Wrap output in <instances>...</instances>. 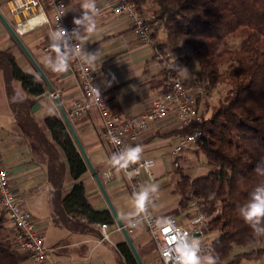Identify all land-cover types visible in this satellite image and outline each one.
Segmentation results:
<instances>
[{"label": "crops", "instance_id": "1", "mask_svg": "<svg viewBox=\"0 0 264 264\" xmlns=\"http://www.w3.org/2000/svg\"><path fill=\"white\" fill-rule=\"evenodd\" d=\"M14 1L21 0H0V14L13 28L15 22L22 20L25 15L21 12H11ZM101 1L96 0V3ZM64 2L67 20H73L82 15L83 10L80 7L83 0H64ZM144 11L152 10L145 7ZM95 20L96 31L87 34L81 30L82 39L79 40L83 50L88 53H98L94 67L103 97L113 112L127 118L138 117L148 111L154 104V100L167 90V78L155 57L154 46L155 42L164 41L165 33L161 28H157L153 33V42L141 43L132 33L131 23L126 15L105 11L99 12ZM42 25L18 36L31 54L36 66L48 79L52 91L49 90L32 60L21 50L0 21V49L10 48L16 63L26 72L36 75L45 85L43 94L30 96L24 92L21 84L15 83L17 80H10L17 99L28 100L29 116L36 124L34 128L33 126L29 128L17 115V108L15 111L11 108L5 91L3 73L0 70V153L10 177V185L23 202V206L34 215L36 228L41 229L46 246L50 249L49 260L41 264H48L53 260L62 264H80L86 260L88 264H125L123 256L116 248L120 241L126 242L125 237L116 224L106 198L103 197L87 165L85 173L81 176L86 198L94 208L106 209L112 215L113 221L106 223L109 239L99 242L101 223H85L87 228L84 230H72L64 226L52 210L50 192L53 188L48 182L46 171L47 154L39 138L42 135L44 141L56 146L43 119L47 115H56L61 118L59 108L55 104L57 99L70 119L73 131L121 223L126 225L136 212L135 202L127 189L123 173L117 162L113 160L112 148L101 137V120L95 109L88 110L74 120L70 118L73 103L82 98V92L77 78L70 70L54 72L47 66V60L50 57L54 58L56 52L55 49L43 51V46L51 42L52 35L49 27ZM175 56L179 57L178 54ZM53 93L57 96L53 97ZM23 105L25 107V104ZM181 129L176 114L168 112L166 118L150 122L138 139L132 142L131 147L137 145L142 147L143 152L139 161L143 158L153 160L150 166L153 178L150 180L142 171L140 177L142 192H147L156 216L162 218L171 215L181 224L187 225L189 217L197 208L194 206L195 200L186 199L180 193L178 180L181 174H187L193 178L188 171L192 156L196 155L193 151L196 146L183 147L180 153L173 154V147L178 144L179 137L183 135L180 132ZM56 148L60 153L59 159L64 163L61 188V193L64 195L72 187L73 179L68 172L63 152L58 146ZM153 185H158V189L154 191ZM80 221L85 222L83 219ZM4 226L12 228V234L15 236V230L7 219ZM127 234L143 264H162L154 241L143 228H135L133 233ZM14 243H18L17 240ZM22 264L35 263L27 258Z\"/></svg>", "mask_w": 264, "mask_h": 264}, {"label": "trees", "instance_id": "2", "mask_svg": "<svg viewBox=\"0 0 264 264\" xmlns=\"http://www.w3.org/2000/svg\"><path fill=\"white\" fill-rule=\"evenodd\" d=\"M130 1L142 11L151 8L152 20L165 33L164 41L156 42L157 48L178 44L189 48L174 59L175 73L196 59V80L204 90L221 83L228 85L209 117L182 126L181 134L201 129L196 152L205 155L211 170L193 178L181 174L179 191L184 198L195 200L208 216L205 229L216 233L211 247L217 259L229 260L226 264L264 259V236L257 237L239 215V207L248 202L252 190L264 184V176L254 171L256 162L264 159V0ZM232 37H242L240 47L229 48L228 39ZM0 70L11 108H17L25 125L34 128L28 100L17 99L10 80H19L30 96L43 94V81L20 67L10 48L0 49ZM43 120L52 141L63 152L73 179L70 190L62 195L64 163L56 146L41 135L39 142L48 160V182L53 188L50 200L54 214L64 226L76 231L87 228L85 223H111L110 212L94 208L86 198L81 181L86 164L64 121L56 115H47ZM5 220L0 210V264H22L29 258L28 252L21 250L19 242L14 243L13 234H4ZM246 246L252 248L229 259L235 248ZM116 248L125 264H137L125 241Z\"/></svg>", "mask_w": 264, "mask_h": 264}, {"label": "built area", "instance_id": "3", "mask_svg": "<svg viewBox=\"0 0 264 264\" xmlns=\"http://www.w3.org/2000/svg\"><path fill=\"white\" fill-rule=\"evenodd\" d=\"M99 12L111 11L114 14H124L131 23L132 33L141 43L153 42L152 32L158 28V23L153 21V13L142 11L130 0H102L96 3ZM66 5L64 0H21L14 1L11 12L24 13V18L15 22L14 31L17 34L29 29L47 25L51 35L58 27L66 29L70 34L76 27L73 20L66 19ZM156 42L154 43V46ZM63 47V44L61 45ZM71 50L69 70L77 78L82 98L73 103L70 118L76 119L90 109H95L101 120V137L110 144L114 156H120L136 141L150 122L162 120L168 112L176 114L180 126L200 122L203 118L205 104V90L198 83H190L175 73L174 61L168 48L160 50L155 46V57L159 61L161 70L167 78V90L163 91L154 101L152 107L138 117H126L113 112L105 101L98 83L97 72L94 66L83 64L77 56V50H83L79 39L71 38L68 41ZM51 42L43 46V51H50ZM77 49V50H76ZM100 92L97 97L95 89ZM56 97V94H52ZM201 135V129L196 128L191 133H183L179 142L173 147V154H178L183 147L196 144V139ZM153 160H143L125 166V162H117L122 171L127 189L135 202L136 212L129 222L123 225L127 233H133L135 228H143L154 241L158 249V258L162 264H180L182 251L188 246L199 244L198 253L202 257L211 255L213 247L211 241L202 239L205 233V224L208 216L199 208L189 217L187 225L181 224L174 216L167 215L158 218L152 209L147 197L143 205L138 202L142 192L141 171L151 180L153 178L150 166ZM0 210L15 230V237L22 251H27L29 258L35 264L47 262L50 249L41 229L36 228L35 218L23 206L10 185V177L0 153ZM101 236L99 242L108 238L107 224L101 223ZM198 234V235H194ZM48 264H62L59 261H50ZM80 264H88L83 261Z\"/></svg>", "mask_w": 264, "mask_h": 264}, {"label": "clouds", "instance_id": "4", "mask_svg": "<svg viewBox=\"0 0 264 264\" xmlns=\"http://www.w3.org/2000/svg\"><path fill=\"white\" fill-rule=\"evenodd\" d=\"M80 9L82 15L73 19V24L76 26L69 34L66 29L58 27L57 31L52 34L51 47L55 49L56 55L54 58L50 57L47 60V66L54 72H66L70 67V60L72 59L71 50L68 48V41L71 38L82 39L81 30L84 33L92 34L96 31L95 17L99 13L96 0H83ZM63 44V47L61 45ZM77 50V49H76ZM83 64L94 66L98 59V53H88L86 51L77 50ZM97 97L100 98V92L96 88ZM143 149L137 145L129 147L120 156H114L113 160L119 162L123 160L125 166L129 162L136 163L140 160ZM254 171L257 175L264 176V159L256 162ZM158 185H153V190L158 189ZM147 198V192L142 193L138 202L143 205L144 200ZM239 215L244 223L249 226L252 232L257 236H264V184L257 185L249 194V199L246 204L239 207ZM199 244L188 245L181 254L180 264H216V260L209 256L207 261H203L198 253Z\"/></svg>", "mask_w": 264, "mask_h": 264}, {"label": "rangeland", "instance_id": "5", "mask_svg": "<svg viewBox=\"0 0 264 264\" xmlns=\"http://www.w3.org/2000/svg\"><path fill=\"white\" fill-rule=\"evenodd\" d=\"M159 29V28H158ZM241 39L242 37H232L228 39V44H229V48L233 49V48H238L241 46ZM168 49L172 50L171 52V57L172 60L174 61V59L176 58V54L178 55H183L184 53H187L189 51V48L187 46H184L182 44H178V45H169ZM174 52V53H173ZM176 53V54H175ZM198 67V63L196 61V59L191 60L189 63L185 64L183 66V68L180 70V72H178L177 74L179 76H181L182 78H184L186 81L190 82V83H197L196 80V73L195 70H197ZM184 70V71H182ZM182 72L184 74H182ZM16 84L20 85V81H15ZM228 85L225 83H221L218 84L216 87H214L213 89L210 90H205V104H204V108H203V117L207 118L209 117V115L211 114V110L214 106L217 105L218 100L221 98V96L225 93V91L227 90ZM194 153H196V155L194 154L192 156V161L190 162V168H189V175L193 176V177H198L199 175H203L206 174L207 172H209L211 170V167L207 165L206 163V158L205 155L201 152H196V147H194L193 149ZM194 206L199 209L200 207H198L197 202H194ZM5 235H12V228H5ZM207 233H204V235L202 236V239L204 240H209L211 241L214 236H215V232H209L206 229L204 230ZM252 247L251 246H246V247H237L233 250V252L231 253L230 258H232V256L236 253H242V251H248L250 250ZM216 254V253H215ZM214 253H211V255H204L202 256V260L203 261H207V258L209 256L213 257L216 260V264H226L227 261L229 260H219L217 259L216 255ZM240 264H264V259H256V260H248V259H243Z\"/></svg>", "mask_w": 264, "mask_h": 264}, {"label": "water", "instance_id": "6", "mask_svg": "<svg viewBox=\"0 0 264 264\" xmlns=\"http://www.w3.org/2000/svg\"><path fill=\"white\" fill-rule=\"evenodd\" d=\"M0 21L3 23L4 27L7 28V30H8L9 33H10V35L12 36L13 40H15V42H17V44L19 45V47L21 48V50H22V51H23V52L29 57V59L32 60V62L34 63L31 54L28 53V51H27V49L25 48L23 42L20 40L18 34L14 31V28L11 27V26L9 25V23L6 21V19H5V18L3 17V15H1V14H0ZM34 65L36 66L35 63H34ZM36 67H37V69H38V71H39V73H40L42 79H44V81L46 82V84H47L49 90L52 91V88H51L50 83H49L48 79L46 78V76L43 74V72L41 71V69H40L38 66H36ZM55 104H56V106H58L59 111H60V114H61V118L64 120V123H65V125H66V127H67V130H68V132H70V134H71V136H72V138H73L74 143L78 146L79 152H80L82 158H84L85 163H86V165H87V167H88V170H89L90 172H92V174H93V176H94V178H95L96 184L99 186V189H100V191H101L103 197L106 198V201H107V204H108L109 210L112 212L116 224H118V226L120 227V229H121V231H122V233H123V236L125 237L126 243H127L128 247H129L130 251H132V254H133V256L135 257V260H136L137 264H143V263H142V260H141V258H140V256H139V254H138V252H137V250H136L135 247L133 246V243H132L130 237L128 236V234H127V232H126L125 227L123 226V224L121 223L120 219L118 218V216H117V214H116V211H114V209H113V207H112V204H111L109 198L107 197L106 192H105V190L103 189V186L101 185V183H100V181H99V178H98V176H97V173L93 170V168H92V166H91V163H90V160L87 158V156H86V154H85V152H84V150H83L82 145H80V142H79V140H78V137H77L76 133L73 131V128H72V125H71L70 119L67 117L65 111L63 110L62 106L59 104V102H58L57 99L55 100ZM194 235H198V234H194Z\"/></svg>", "mask_w": 264, "mask_h": 264}]
</instances>
